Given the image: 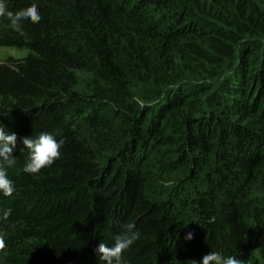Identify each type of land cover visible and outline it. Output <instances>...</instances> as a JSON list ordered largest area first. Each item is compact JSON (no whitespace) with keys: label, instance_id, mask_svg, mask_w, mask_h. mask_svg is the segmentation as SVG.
Wrapping results in <instances>:
<instances>
[{"label":"trees","instance_id":"trees-1","mask_svg":"<svg viewBox=\"0 0 264 264\" xmlns=\"http://www.w3.org/2000/svg\"><path fill=\"white\" fill-rule=\"evenodd\" d=\"M33 5L23 37L0 19V264H105L129 222L127 264H264V0H6ZM41 132L61 156L25 173Z\"/></svg>","mask_w":264,"mask_h":264},{"label":"clouds","instance_id":"clouds-1","mask_svg":"<svg viewBox=\"0 0 264 264\" xmlns=\"http://www.w3.org/2000/svg\"><path fill=\"white\" fill-rule=\"evenodd\" d=\"M0 19L8 22L10 28L21 37L25 23H39L42 16L36 5L18 13L6 10V0H0ZM23 146L28 150V157L23 166V171L29 174H37L42 168L51 166L61 156L63 140H57L48 132H41L38 136H25L20 138ZM18 137L15 132L5 131L0 128V195L10 197L16 191L15 182L9 177V168L16 164V156L13 155L17 147ZM10 210L5 213V216ZM140 238V232L134 222L124 225V230L114 237L111 246L100 243L95 249L99 259L105 264H127L123 253ZM192 233H188L186 239L191 240ZM4 239L0 237V249L4 247ZM192 264H242L236 256H224L218 251H211L204 255L200 261L191 260Z\"/></svg>","mask_w":264,"mask_h":264},{"label":"rangeland","instance_id":"rangeland-1","mask_svg":"<svg viewBox=\"0 0 264 264\" xmlns=\"http://www.w3.org/2000/svg\"><path fill=\"white\" fill-rule=\"evenodd\" d=\"M264 41V38L261 40V42ZM24 55V51L12 49V48H0V61L12 57V58H20Z\"/></svg>","mask_w":264,"mask_h":264}]
</instances>
